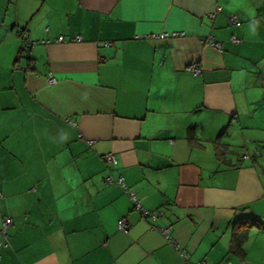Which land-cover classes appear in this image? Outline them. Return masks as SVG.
Returning <instances> with one entry per match:
<instances>
[{"label": "crops", "instance_id": "crops-1", "mask_svg": "<svg viewBox=\"0 0 264 264\" xmlns=\"http://www.w3.org/2000/svg\"><path fill=\"white\" fill-rule=\"evenodd\" d=\"M229 3L0 0V264H264L262 228L230 249L264 222V0Z\"/></svg>", "mask_w": 264, "mask_h": 264}, {"label": "built area", "instance_id": "built-area-1", "mask_svg": "<svg viewBox=\"0 0 264 264\" xmlns=\"http://www.w3.org/2000/svg\"><path fill=\"white\" fill-rule=\"evenodd\" d=\"M230 22L232 23V24H237V20H236V18L235 17H231L230 18ZM170 36H178V34L177 33H173V34H171ZM148 40H154V39H167V38H169V34H167V33H164V34H159V35H150V36H148V37H146ZM72 41H74V42H80V37H75ZM232 41L234 42V43H237L238 41L235 39V38H232ZM63 42H65V40H64V38L63 37H58V39H57V43H63ZM43 43H45V42H43ZM206 44H208V45H210L211 47H213V48H215L216 50H221V45L220 44H218V43H216V42H214V41H212V40H208V41H206ZM109 44H105V46L107 47ZM186 71L188 72V73H191V74H193V75H198V74H200V72H201V69H200V67L196 64V63H192V64H190V66L189 67H187L186 68ZM51 81H53L52 79L50 80V82ZM244 159H246V157H243ZM102 159L104 160V162L107 164V165H113V164H115L116 163V159H115V156L113 155V154H107V155H104L103 157H102ZM106 183H108V184H112L113 183V181L111 180V179H109V178H107L106 179ZM115 184L116 185H118L119 187H121L125 192H127L128 190H127V188H126V186L123 184V180L120 178V179H118L116 182H115ZM128 193V192H127ZM130 195H132V194H130ZM135 210L136 211H138L140 214H141V216L143 217V218H148V219H151V220H156V219H158L160 216H161V214H156V215H154V214H152V213H149V212H145L144 210H142L141 208H140V206H138V205H136L135 206ZM12 225V221H11V219L9 218V217H7V216H4L2 219H1V225H0V251H1V249H3V248H6L7 247V243H8V229L10 228V226ZM118 228L120 229V230H122L124 233L128 230V225L126 224V222L124 221V220H122V221H119L118 222ZM153 231H154V229H152ZM160 233L162 234V235H164V237H165V239L167 240V242L169 243V244H171L179 253H180V255H181V257L182 258H184L185 259V255H184V253H182L181 251H180V249L169 239V237L167 236V231L166 230H160ZM198 264H200V263H198Z\"/></svg>", "mask_w": 264, "mask_h": 264}, {"label": "trees", "instance_id": "trees-1", "mask_svg": "<svg viewBox=\"0 0 264 264\" xmlns=\"http://www.w3.org/2000/svg\"><path fill=\"white\" fill-rule=\"evenodd\" d=\"M190 138H191V135L189 136V140ZM214 151H215L216 158L220 162V164L225 165L226 164L225 158H226V153L228 151V147L220 144L219 140L216 139V141L214 142ZM161 213L162 212H158V214H161ZM251 228L264 229V222L260 220L258 217L250 215L248 217L237 219L234 222V225L232 227L231 248L230 249H231V252H233L234 254L238 255L241 258L244 257L243 245L248 238L247 231ZM118 230L122 231L119 228ZM8 240H9V236H8ZM7 246H8V243H7ZM3 249H1V251Z\"/></svg>", "mask_w": 264, "mask_h": 264}, {"label": "clouds", "instance_id": "clouds-1", "mask_svg": "<svg viewBox=\"0 0 264 264\" xmlns=\"http://www.w3.org/2000/svg\"><path fill=\"white\" fill-rule=\"evenodd\" d=\"M227 12H237V11H243L246 12L247 16L251 19L254 16V12L252 9L247 8L245 6V0H230L229 5L225 9ZM255 20V19H252ZM256 24L258 25L259 22L256 21Z\"/></svg>", "mask_w": 264, "mask_h": 264}, {"label": "rangeland", "instance_id": "rangeland-1", "mask_svg": "<svg viewBox=\"0 0 264 264\" xmlns=\"http://www.w3.org/2000/svg\"><path fill=\"white\" fill-rule=\"evenodd\" d=\"M235 152H236L237 154H236V156L234 157V160H237V157H238V156H239V157L242 156L241 154L244 153L243 149H241V150H236ZM238 154H239V155H238ZM244 154H245V153H244Z\"/></svg>", "mask_w": 264, "mask_h": 264}, {"label": "water", "instance_id": "water-1", "mask_svg": "<svg viewBox=\"0 0 264 264\" xmlns=\"http://www.w3.org/2000/svg\"><path fill=\"white\" fill-rule=\"evenodd\" d=\"M161 218H163V213H161V216L158 219H161Z\"/></svg>", "mask_w": 264, "mask_h": 264}]
</instances>
